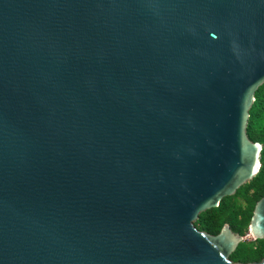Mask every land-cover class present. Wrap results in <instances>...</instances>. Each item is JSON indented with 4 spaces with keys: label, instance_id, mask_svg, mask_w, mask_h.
Listing matches in <instances>:
<instances>
[{
    "label": "water",
    "instance_id": "water-1",
    "mask_svg": "<svg viewBox=\"0 0 264 264\" xmlns=\"http://www.w3.org/2000/svg\"><path fill=\"white\" fill-rule=\"evenodd\" d=\"M264 0H0V264L232 263L194 228L249 181Z\"/></svg>",
    "mask_w": 264,
    "mask_h": 264
},
{
    "label": "trees",
    "instance_id": "trees-1",
    "mask_svg": "<svg viewBox=\"0 0 264 264\" xmlns=\"http://www.w3.org/2000/svg\"><path fill=\"white\" fill-rule=\"evenodd\" d=\"M245 134L249 141L260 145L258 170L232 195L223 197L216 207L198 214L193 222L194 228L198 231L216 235L222 225L226 224L232 233L240 237L245 236L253 206L264 195V82L253 94ZM263 256L264 238L241 241L228 259L232 263H250L260 261Z\"/></svg>",
    "mask_w": 264,
    "mask_h": 264
},
{
    "label": "rangeland",
    "instance_id": "rangeland-1",
    "mask_svg": "<svg viewBox=\"0 0 264 264\" xmlns=\"http://www.w3.org/2000/svg\"><path fill=\"white\" fill-rule=\"evenodd\" d=\"M245 240L249 241V240H251V237L246 236Z\"/></svg>",
    "mask_w": 264,
    "mask_h": 264
}]
</instances>
